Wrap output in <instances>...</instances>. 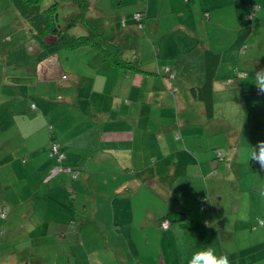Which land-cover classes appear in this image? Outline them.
Returning <instances> with one entry per match:
<instances>
[{"label":"crops","instance_id":"obj_1","mask_svg":"<svg viewBox=\"0 0 264 264\" xmlns=\"http://www.w3.org/2000/svg\"><path fill=\"white\" fill-rule=\"evenodd\" d=\"M89 2L88 17L97 19V11L108 16L112 10L109 15L112 19L107 20L106 26L116 27L111 41L121 46L125 59L133 62V56L125 54V50H130L131 39L135 48L143 47V41H151L144 48L157 54V67L153 66L149 72L135 66H118L101 50L97 55L103 58L95 66L87 62L89 71L85 73L62 72L60 52L28 66V90L15 87L14 97L9 94L0 98V106H12L0 117L6 123L0 131V173L10 174L12 168L17 169L18 174L21 172L28 179L26 184L35 186L38 179L42 183L46 181L55 164L50 154L52 132L48 126L56 100L45 97L49 94L34 95L32 87L47 91L53 85L55 90L58 81L61 87L75 90V96L79 97L82 91L87 96L100 84L113 97L121 91L136 95L141 103L161 107L154 117L159 126L145 131L150 137L139 139L130 125L120 127L109 119L110 113L98 110L93 116L97 119L94 122L99 121L94 129L99 147H92L98 150L97 154L85 162L66 157L67 164L79 169L78 177L64 175L68 178L48 181L53 182L51 189L55 188V179L63 181H59L61 185L53 197L64 204L62 210L55 211L58 217L53 215L48 230L44 225L46 218L39 226L32 220L13 228L14 214L36 218L41 211L23 209L16 198L3 196L4 182L0 178V206L9 208L7 219L0 217L3 227L0 233L4 234L9 227L15 232L29 228L38 233L33 236L30 232L31 242L20 241L14 247L0 241V264H188L192 255L206 248L227 255L231 264H264V172L257 173V165L250 159L253 148L264 141V93L256 94V84L252 83L255 71L264 69V0H119L118 9H108L102 0ZM254 3L259 9L251 21L246 15ZM138 13L143 21L136 18ZM83 24L81 21L76 26ZM171 40L175 41L171 43ZM31 50L37 57L40 50L33 46ZM207 50L221 56L211 105L191 91L192 86L207 81ZM162 55L174 56V62L170 58L169 64L176 73L174 79H170L171 72L164 74L165 70L161 69ZM185 58L188 59L184 62ZM183 62L185 71H182ZM139 63L142 67L144 62ZM238 66L249 73L244 80L237 77ZM93 73L94 83L88 84L86 78ZM191 73L193 78L186 79ZM180 80H184L186 88L181 89ZM7 82L3 80V86ZM174 86L179 90L173 91ZM37 95L44 100L42 108L34 100ZM75 96L59 95L61 100L71 103ZM170 107L177 110L172 118L164 112ZM145 109L142 105V111ZM109 110L113 113L111 118L116 116L118 121L134 116L132 109L123 104L118 109L113 104ZM107 120L112 122L102 127ZM71 128V137L55 131L65 151L70 149V152L84 148L76 147L73 142L86 136L73 124ZM74 180L84 188L93 180L97 191L77 192ZM40 198L45 200L44 195ZM202 198L208 202L205 210L199 206ZM99 200L103 204L109 202L108 208L112 202L119 206L120 202L128 203L125 207L129 208L130 216L127 232L132 234L127 240L130 255L123 251L126 247L119 240L121 237H104L102 242L91 243L90 248L86 246L85 234L92 227L88 222H93L96 214H101L94 223L101 232L110 228L121 233L126 225L122 210L120 220L115 218L107 226L106 208L100 206ZM70 217L78 219V226L62 239L59 232L65 225L63 221ZM165 218L171 221L169 229L161 227ZM207 220L209 226L205 224ZM180 229H184L183 234ZM136 232L147 246L154 242L152 234L160 232L159 254L138 255L140 247L135 241L142 240L137 239ZM42 237L46 239L34 241ZM169 250L170 255L164 254Z\"/></svg>","mask_w":264,"mask_h":264},{"label":"rangeland","instance_id":"obj_2","mask_svg":"<svg viewBox=\"0 0 264 264\" xmlns=\"http://www.w3.org/2000/svg\"><path fill=\"white\" fill-rule=\"evenodd\" d=\"M75 1L76 0H41L40 5H41L42 10H45V9L50 8L56 2H58L59 3L58 14H59L60 24L63 25L64 27H68L71 23L72 17L79 11V7L75 4ZM102 1H104V4L106 5L108 9H112V8L118 9L119 7L118 6L119 0H102ZM73 5H76V6H73ZM73 7L77 8L78 11H76V9L74 10ZM97 12L99 14V17H97V19L96 17L92 18L90 16L88 17L85 23H87L90 26H94V29L98 31V33L103 35V37L107 39L108 41L112 42L111 34L114 30H116V27L114 25L110 27L106 26L107 20L112 19V17H109V15H111L112 10L108 16L107 14L104 15L102 13H99V11ZM123 19L124 18H122V23L125 22V20ZM33 25L34 24L28 18L26 11L22 13L15 6V4H13L12 0H0V98L4 97L5 95H9V94L12 97H14L12 95L14 94L12 91L15 89V87L22 89V88H25L29 84L28 81L30 80V78L26 70L28 66L32 67V65H34V63L38 60L36 55L31 50V47L34 45H32L33 43L29 39L30 35H32L34 31H36ZM87 31H88L87 25L83 24L79 26H74L70 30V33L73 35L79 36V35L86 34ZM138 39L140 40L141 38H138ZM173 41L175 40H171V43ZM133 43H134V40L131 39L130 50L128 49L125 50L126 52L125 54L129 56H133V62H136V65L138 64V61L139 62L143 61L144 63L142 64V67H140V69L143 68L149 71V70H153L152 69L153 66L157 67L158 65L157 54H154V53L152 54V52L149 49L144 48V46L150 45V43L152 44V42L143 41V44H144L143 47H137V48L133 47ZM82 48L84 47H79L75 49H61L59 56L62 61V66L64 67L63 68L64 71L62 72L72 74V73H76V71L81 73L80 72L81 70V71H84L85 73L86 71H89V68L87 67L88 66L87 62H90L92 65L95 66V64L100 61V58H103V56L97 55L99 53L98 51L100 50L97 49L96 47L86 46L85 49H82ZM140 50L142 53H140ZM170 58H173V62H174V56L162 55L159 57V63L162 67L161 69L165 70L166 66H169V64L172 63ZM187 59L188 58H185L184 62ZM184 62H183L184 67L182 68V71L186 70ZM60 74L61 72H59V75ZM183 74H180V75H183ZM193 76L194 75L191 73L190 76L187 77L186 79H191L193 78ZM237 77L239 78V76ZM61 78H62V75H61ZM244 78H246V76L242 74L241 79L244 80ZM5 79H7L8 82L6 84H8L7 86L9 87L3 86L2 81ZM182 79H185V77H183ZM86 80L88 84L94 83L95 74L94 73L91 74V77L89 79L86 78ZM180 81H181V85H180L181 89L186 88L187 85L184 84V80H180ZM27 88L28 87H26L25 89ZM99 88L104 89V90H100ZM53 89H54L53 85L49 87L47 91H43L42 87H39V88L32 87V93L34 95L36 93L40 94L41 96H43V94H49V95H46L45 97L47 98L50 97L51 100H56L54 104V110L52 111L51 114H49L51 122L48 126V131L50 132L51 129H53L59 134H63L65 137L66 136L71 137L70 131L72 129L71 125L73 124L75 127H77L76 129L77 131L81 132L83 130L84 134L86 135L85 137L83 136L82 138L81 137L76 138L73 142L76 145V147H84V148L80 150L76 149V151L74 150L71 152H70V149H67L65 151V153L67 152L66 153L67 159L68 157H72L76 159L80 158L82 159V161L85 162V160H90V157L92 155H93L92 157H94L97 154L98 150L93 149V148L96 146L97 148L99 147V145L96 143V141L99 139L95 137L96 132L94 131V129L97 126H99V123H98L99 121L94 122L97 119L93 115L95 113H98V110L101 112L107 111V113H110L109 119L113 121L112 122L110 120H107L105 123L102 124V127L110 122L118 123L117 125H119L120 127H126V128L130 125L129 126L130 130L134 131V134H137V137L139 139L141 136H145V138L150 137V134L145 133V131H148L149 128L159 126L158 122H154L155 121L154 117L160 113L159 111L161 110V107L156 108L155 106H149V104L147 103H141L138 96L136 95H130L129 93L122 94V91H121L119 94H117V96L113 97L114 95L112 94V92L105 91V86H102L100 84H98L97 87L93 91L91 90L87 94V96H85L84 91H82L83 94L82 96H79V97L75 96V90H70L66 87H61L60 84H58V81H56L55 90ZM72 93L75 96L73 103L69 101L65 102L64 100H61L59 97L60 94H67L68 96H71ZM231 93L235 94L234 92H231ZM240 93H238V95L242 96V94ZM34 100L37 101V103H39L40 108L43 107L41 103H44V100L41 99L40 96L37 95ZM49 104H47L48 108L50 106ZM113 104H115V109L120 108L122 104L125 105L126 108L129 107L130 109H132V113H134V116L126 121L124 120L118 121L116 116L111 118V115H113V113L109 109H111V105ZM22 105L26 107V103H23ZM142 105L146 106V109L144 111H142ZM11 107H12L11 105L9 106L1 105L0 106V117L2 116L1 114H4L6 111L11 110L10 109ZM122 109H124V107ZM197 109L198 107H196V110ZM164 112L167 114V116H171L170 118L174 117L175 114L177 115V110L175 109L174 111H172L171 107L167 111H164ZM5 124H6L5 122L2 123V120L0 121V131L1 129L4 128L3 126ZM81 125L82 127H80ZM88 145H90L91 148H89ZM138 146H139V143L137 140L136 148H138ZM67 159L65 158L66 161ZM11 171L12 173L10 174L9 173L6 174L3 171L0 173V178L4 182L3 183L4 187H2V191L5 192V194H3V196L10 195L16 198L17 200H19V204L21 205L23 209H35V210L38 209L39 211H41V215H39L36 218L33 216H30L27 218L22 214H18V216H14L15 215L14 214L11 219L15 221V224L12 225L13 228H15V226H20L23 221L24 223H26L28 221L32 222V220L33 221L36 220L37 221L36 225H38L43 219L45 220L46 218L47 223H45L44 225L45 226L47 225L46 229L48 230L49 225H51L50 223H51V219L53 215L58 217V215H55V211L62 210L64 207L62 200H58L54 198L53 195L54 193L58 192V186L61 185L59 184V181L63 182L62 180L68 177H65L63 174L57 176L58 179H62V180L58 181V179H55L54 180L55 188L51 189L49 186H54L53 182L49 183L46 180L45 181L46 183L45 182L42 183L41 180L38 179L39 181L38 183H36L35 186L31 184L28 185L26 184L28 179L25 176H23L21 172H19L18 174V170L13 169V168L11 169ZM92 171L93 170H91V172ZM52 173L53 171L51 169L48 174L51 179H52L51 177ZM77 173L79 174V172ZM257 173H260V171L258 170ZM72 174H74V172ZM93 183L94 181L92 180L91 182H89V184H87V188L86 187L84 188L82 186L80 187L79 185H77L74 180V184H75L74 190L77 192L86 191V193L88 191L89 194L94 193V191H97V187ZM101 187L104 189L103 185ZM41 195L45 196V200L40 198ZM98 203L100 204V206H104L106 208L104 213H106L107 226H111L115 218L117 220H120L119 217H120L122 210H123L122 220H125L126 225L121 233H119L118 231H111L110 228L105 233L101 232L99 228H97V226L95 227V224H94L95 220H97L98 217L101 216V214L100 213L96 214L97 218H94L93 222L92 221L88 222L89 224L92 225V227L88 229L85 234L86 242H87L86 246L90 248L92 247L91 243H95L96 241L102 242L103 241L102 239L104 237H108V236L114 237V238L121 237V239L119 240L122 241V245H124V248L126 247L123 251L127 255H130V249H129L130 245L127 240L128 238L132 237V234L127 232V228L130 225L129 223L130 216H129V208L125 207V203L126 204L128 203L126 201H123V202H120L121 204L119 206V203L113 204L112 202L109 208L107 206L109 202H107L106 204H103V202L99 200ZM11 220H8V222ZM99 222L101 221L99 220ZM1 226L2 225L0 223V232L3 231V227ZM76 227L77 226H71V229L73 230ZM34 229L37 230V226H35ZM6 230H8L7 233H6ZM6 230L4 234L0 233V241L9 242V244L13 245V247L17 242H20V241L21 243L27 242V241L31 242L32 237L37 236L38 234V233H35L34 231L31 232L32 230H30L29 228H28V231L25 228V230L20 231V232H15L11 230L10 227ZM30 232L33 234V236L30 234ZM136 234H137V239L142 240V241H138L134 238L136 240L135 242L137 243V246L140 247L137 250L138 255L148 256L146 255V253H149V255L159 254V252L161 251L160 246L162 245L161 240H160L161 238L160 232H156L155 234H152V237L154 238L152 239L154 242H151L149 246L146 245L145 241L143 240L144 238H142L141 234L137 232ZM45 239L46 237L36 238L34 241L35 242H37V240L43 241ZM97 246L101 247L99 246V244H97ZM120 251L122 250L120 249ZM166 253L170 255V250L167 252H164V254ZM154 257L155 256H152L151 258H154Z\"/></svg>","mask_w":264,"mask_h":264},{"label":"trees","instance_id":"obj_3","mask_svg":"<svg viewBox=\"0 0 264 264\" xmlns=\"http://www.w3.org/2000/svg\"><path fill=\"white\" fill-rule=\"evenodd\" d=\"M12 1L13 4H15V6L20 11H22V13L26 11L28 18L34 24L33 27L36 29V31H34V33L31 35V41L34 45L33 47L40 50L37 55L38 62L58 54L61 51V49H75L79 47L90 46V47H96L97 49L101 50L105 54V57L115 65L124 66V67L135 66L138 69H140L141 65L139 62L137 66L136 62L128 61L127 59L124 58L121 46L118 43L108 41L103 37V35L98 33V31H96L92 26L85 23L88 19V13L90 11L89 0L75 1V4L79 7V11L72 17L71 23L68 27H64L63 25L60 24L59 14H58V10H59L58 2L53 4L50 8L42 10L40 5L41 0H12ZM256 5L257 4L255 3L252 4L251 11L246 15V17H248L247 19L251 21L254 20L256 12L259 9L258 6ZM81 21L87 25L88 28L87 34L79 35V36L71 34L70 30ZM220 60H221L220 53H217L212 50H207L206 51L207 81L201 86L194 85L191 87V91L194 93L195 97L203 99L209 105L213 103L212 101L214 97V81L217 75V71L219 69ZM167 68H169V66H166L164 74H167L166 73L168 72ZM235 71L237 72L236 74L237 76H239V78L242 77V74L246 77L249 74L246 70L242 69V67L240 66L236 67ZM170 72H171L170 79H174L176 77V73L174 72L172 67L170 68V71L168 73ZM174 90L178 91L179 88L177 86H174L173 91ZM254 90L255 93L258 95L263 94L261 91H258V87L256 85ZM33 107H36V104H34ZM51 132H52V138H51L50 154L51 157L55 158V164L52 166L51 169H53L58 164H62L66 167L71 168V172H64V171L60 172L56 176L52 177V179L57 178V176L61 174L76 179L79 175L77 173L79 172V169H76V167L66 163L65 149L63 145L60 143L56 132L53 129H51ZM56 142L60 144L61 151L65 155V158L60 163L58 157L52 154V147L53 144ZM253 162L256 163L257 169L260 172H264V168H261L259 162H257L256 160H253ZM73 172L74 174H72ZM165 178H167V175L165 176ZM52 179L49 178V175L46 177L47 182ZM199 206L203 210L207 209L208 207L207 200L205 198H202L199 201ZM0 207L6 209L8 215L9 209L4 206H0ZM7 215L5 218H3L2 216L1 217L5 220L8 217ZM184 219H186V217ZM164 221H169L171 226V221L169 219L165 218L162 222ZM162 222H161V227L163 228ZM63 223L65 225L59 232V236L62 239H65L67 238L68 234L71 233L72 230L71 226H78V219L74 217H70L67 218L66 221H63ZM205 224L209 226L210 222L207 220ZM136 264H140V263L138 262Z\"/></svg>","mask_w":264,"mask_h":264},{"label":"clouds","instance_id":"obj_4","mask_svg":"<svg viewBox=\"0 0 264 264\" xmlns=\"http://www.w3.org/2000/svg\"><path fill=\"white\" fill-rule=\"evenodd\" d=\"M252 83L256 84L258 89L264 93V69L255 71V78ZM250 159H254L264 166V141H261L258 146L253 148L250 153ZM178 231L181 234L184 233V229ZM188 264H231V261L227 255L217 254L214 248H206L192 255Z\"/></svg>","mask_w":264,"mask_h":264},{"label":"built area","instance_id":"obj_5","mask_svg":"<svg viewBox=\"0 0 264 264\" xmlns=\"http://www.w3.org/2000/svg\"><path fill=\"white\" fill-rule=\"evenodd\" d=\"M136 18L139 21H143L142 20L143 16H142L141 13L136 14ZM141 26H144L143 23L141 24ZM167 71L169 72L170 68H167ZM258 91H260V90L258 89ZM52 154H54V155H56L58 157L59 163L65 158L64 153L61 151V146L57 142L53 144ZM219 155L220 156L222 155L221 151H219ZM260 166H261V168H264V166H262L261 164H260ZM52 171H53V173H52L51 177H54V176H56L57 174H59L60 172H63V171L64 172H71V168L70 167H66V166H64L62 164H58L52 169ZM0 212H1V216L3 218H5L6 215H7L6 210H4L3 208L0 207ZM162 226H163V228L167 229V228L170 227V222L169 221H164V222H162Z\"/></svg>","mask_w":264,"mask_h":264}]
</instances>
